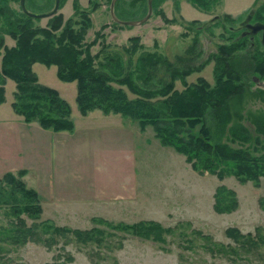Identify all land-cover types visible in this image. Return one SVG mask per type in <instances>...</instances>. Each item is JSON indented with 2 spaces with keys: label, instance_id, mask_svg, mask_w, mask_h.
Here are the masks:
<instances>
[{
  "label": "rangeland",
  "instance_id": "1",
  "mask_svg": "<svg viewBox=\"0 0 264 264\" xmlns=\"http://www.w3.org/2000/svg\"><path fill=\"white\" fill-rule=\"evenodd\" d=\"M5 1L15 10L21 9L19 0ZM76 1L89 11L91 26L85 40H91L99 29L105 48L120 51L121 45L129 44L128 38L136 35L141 48L133 59L143 50L165 55L176 67L187 65L183 60L187 57L189 65L201 63L198 70L185 75L186 83L203 77L213 84L211 54L218 44L245 36L244 44L234 51V59L243 67L249 87L239 102L230 103L231 109L241 114L239 119L233 116V122L251 127L253 119H264V100L254 92L264 89V75H254L249 64L260 31L242 34L245 23L257 21L256 6L263 0H217L207 11L189 0H158L154 9L151 6L149 17L134 25L119 24L111 18L110 0ZM71 2L64 0L56 11H61L64 18L72 15ZM23 3L34 12H45L53 4L50 0ZM113 8L120 19L139 18L143 12L138 0H116ZM158 9L175 21L166 22L156 12ZM225 13L232 16L231 23L224 20ZM48 16L37 17L34 23L44 25ZM191 19L197 22L191 24ZM3 38L8 46L14 42L7 34ZM190 45L193 49L189 52L186 49ZM90 51H101L99 40ZM32 70L38 82L55 88L68 102L72 128L54 131L41 127L35 119L24 121L10 105L14 81L5 78L4 100L0 102V177L9 171L34 188L40 213L36 218L21 213L26 225L35 223L32 230L38 236L22 244L4 242L0 264H264V256L256 251L235 247L236 252L228 248L217 252L202 246L205 240L236 246L224 234L228 226L243 233L264 227V176L254 183L230 173L218 178L207 170L199 171L183 153L162 144L150 124L140 128L135 119L103 113L99 108L81 114L75 102V81L58 79L54 64L34 62ZM163 77L157 72L145 83L142 79L136 81L158 88L167 76ZM173 86L182 89V80L176 78ZM121 87L127 96H133L125 85ZM22 168L24 173L19 174ZM219 185L231 189L236 198V206L228 211L213 207L214 191ZM3 214L0 208L1 223L7 220ZM139 220L157 221L172 227L173 233L168 232L166 241L158 243L112 226ZM42 221L66 230L49 234ZM73 230H92L94 235L80 240ZM51 235L54 239L49 241Z\"/></svg>",
  "mask_w": 264,
  "mask_h": 264
},
{
  "label": "trees",
  "instance_id": "2",
  "mask_svg": "<svg viewBox=\"0 0 264 264\" xmlns=\"http://www.w3.org/2000/svg\"><path fill=\"white\" fill-rule=\"evenodd\" d=\"M138 1L139 6L143 7V15L146 0ZM189 1L204 11L217 2ZM63 2L58 0L57 7ZM156 3L158 0H151L153 9ZM71 5L72 15L64 18L61 11H56L47 17L44 25H38L34 23L37 17L21 9L15 10L5 0H0V102L4 100V81L8 77L14 81L15 88L10 105L15 113L22 115L24 121L35 119L41 127H49L54 131L70 130L72 121L68 102L55 88L38 82L32 70L34 62L54 64L58 79L75 81V102L81 114L99 108L103 113H120L135 119L140 128L150 124L162 144L171 145L183 153L195 169L207 170L218 178L230 173L239 180L257 183L259 176H264V119H253L251 127L234 123L233 116L239 119L241 114L230 107L233 101L241 100L249 87L243 67L239 60L238 65L234 59L237 55L234 51L244 44L245 36H237L234 42L228 44H218L216 51L211 54L214 59L213 84L203 77L186 83L183 80L185 75L198 70L201 63L199 66L189 65L190 58L187 57L183 58L187 65L176 67L165 55L143 50L133 59V54L141 48L136 35L130 36V43L122 44L120 51L105 48L103 32L99 29L91 40H85V32L91 26L89 11L80 7L76 0H72ZM256 7L255 19L264 20V0ZM156 12L166 22L175 21V18L166 17L163 10L158 9ZM231 17L228 13L223 15L229 23L232 22ZM189 22L192 24L197 21L191 19ZM209 33H212L211 30ZM3 34L10 36L14 40L13 44L6 45ZM97 40L101 51L91 52L90 46ZM256 41L249 64L254 75H264V47L259 38ZM192 49L193 45H190L186 50L190 52ZM157 72L161 78L167 76L158 88L142 86L136 81L142 79L145 83ZM176 78L182 80V89L174 88ZM122 85L133 96H127ZM254 92L259 100H264V89ZM18 173L23 174L24 169H19ZM235 206L233 191L222 185L217 186L214 191V209L228 211ZM0 208L7 217L4 223L0 222V253L6 249L4 242L22 244L26 239H32V236H38L32 230L35 223L26 225L21 216V213L33 218L39 215L37 191L26 186L20 177L9 171L0 177ZM42 226L52 235L66 230L61 231L58 226L44 221ZM112 226L158 243L166 241L168 232L173 233L172 227L153 220ZM72 234L80 240L90 239L94 235L92 230H73ZM224 234L236 246L217 245L207 240L202 246L217 252L225 248L236 252L235 247H238L245 252L252 250L264 256V227L257 226L254 233H243L235 226H228ZM52 235L49 241L54 239Z\"/></svg>",
  "mask_w": 264,
  "mask_h": 264
},
{
  "label": "water",
  "instance_id": "3",
  "mask_svg": "<svg viewBox=\"0 0 264 264\" xmlns=\"http://www.w3.org/2000/svg\"><path fill=\"white\" fill-rule=\"evenodd\" d=\"M23 1L24 0L18 1L21 10L25 11L27 14H29L33 17L48 16V15L54 13L57 9V6H58V0H54L51 9H49L45 12H30V11H27L26 8L24 7ZM114 2H115V0L109 1L108 10H109V14H110L111 18L119 24L134 25V24L142 23L144 20H146L149 17V15L151 13V0H146V10L141 17L135 18V19H120L114 13V8H113ZM244 27H245V30L242 32V34L250 33L252 35L259 30L260 31V42H261L262 46L264 47V23H262L260 21H255L253 23L247 22L244 24Z\"/></svg>",
  "mask_w": 264,
  "mask_h": 264
}]
</instances>
